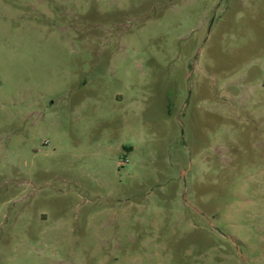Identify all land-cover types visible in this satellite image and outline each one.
Wrapping results in <instances>:
<instances>
[{
  "label": "rangeland",
  "instance_id": "rangeland-1",
  "mask_svg": "<svg viewBox=\"0 0 264 264\" xmlns=\"http://www.w3.org/2000/svg\"><path fill=\"white\" fill-rule=\"evenodd\" d=\"M0 264H264V0H0Z\"/></svg>",
  "mask_w": 264,
  "mask_h": 264
}]
</instances>
